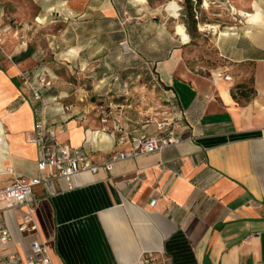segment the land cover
I'll return each mask as SVG.
<instances>
[{
    "label": "crops",
    "instance_id": "0c3cea01",
    "mask_svg": "<svg viewBox=\"0 0 264 264\" xmlns=\"http://www.w3.org/2000/svg\"><path fill=\"white\" fill-rule=\"evenodd\" d=\"M93 1L34 0L45 21L55 7L64 20L91 11L98 12L97 22L113 18ZM240 5L247 23L213 39L218 63L210 74L190 68L182 46L153 65L177 104L172 127L182 142L118 162L111 172L77 174L71 189L63 180L52 182L53 192L36 187L39 233L21 234L20 213H6L11 241L0 249V264H14V255L24 261L35 238L52 264H139L145 256L155 264H264V0ZM5 29L12 33L10 25ZM6 42L0 46V137L6 143L0 187L19 176H45L37 168L39 150L26 138L36 108L20 80L42 51L19 41L6 51ZM241 85L246 95L253 89L249 99L238 91ZM73 98L75 104L64 105L62 96H44L49 129L96 164L128 150L132 137L158 135L156 127L138 126L131 117L103 113L87 95ZM122 136L127 140L120 143Z\"/></svg>",
    "mask_w": 264,
    "mask_h": 264
},
{
    "label": "rangeland",
    "instance_id": "374dc122",
    "mask_svg": "<svg viewBox=\"0 0 264 264\" xmlns=\"http://www.w3.org/2000/svg\"><path fill=\"white\" fill-rule=\"evenodd\" d=\"M191 1L197 30L190 33L193 19L187 0H94V6L113 17L101 22L94 18L96 11L87 18L64 20L56 7L45 21V11L34 0H0L3 27L12 28L3 48L12 51L19 41L32 51H42L26 72L45 73L53 81V89L45 97L62 96L68 105L79 92L101 111H116L137 121L138 126L151 125L158 131L164 124L177 122L178 108L157 77L155 62L182 46L190 68L210 74L209 69L218 63L213 39L236 26L233 13L242 11L241 0ZM29 18L32 22H27ZM20 80L29 93L22 76Z\"/></svg>",
    "mask_w": 264,
    "mask_h": 264
},
{
    "label": "built area",
    "instance_id": "2783aa9c",
    "mask_svg": "<svg viewBox=\"0 0 264 264\" xmlns=\"http://www.w3.org/2000/svg\"><path fill=\"white\" fill-rule=\"evenodd\" d=\"M232 9L234 10V8ZM248 18L249 14L246 12L233 13V20L237 26L245 25ZM3 24L4 14L0 13V46L7 40ZM213 31L215 34L218 33L217 30ZM221 34L222 32H219V35ZM21 76L31 98L38 104L35 109L34 129L27 133L26 138L30 144L37 146L39 150L37 168L45 176L43 178L19 176L11 184L0 187V249L11 241V233L4 221V215L11 211L20 213L21 224L18 231L23 235L31 234L37 237L39 230L34 217L36 208L34 190L36 187L43 185L53 192L52 182L63 180L71 189L73 187L72 180L77 174H97L101 169L111 172L118 162L159 153L167 147L176 146L182 142V139L176 134L175 128L171 124H164L159 128L158 135L132 137L128 150L115 151L108 161L96 164L82 147H69L63 144L49 129L44 94L53 89V81L45 73L40 72L36 74L25 72ZM102 122L107 123L108 117H103ZM126 140L127 138L124 136L119 139L120 143ZM31 249V254L24 261H16L17 256L15 255L10 259L14 264H52L49 252L39 238L33 240ZM155 261L154 257L145 256L139 264H155Z\"/></svg>",
    "mask_w": 264,
    "mask_h": 264
},
{
    "label": "trees",
    "instance_id": "16d2710c",
    "mask_svg": "<svg viewBox=\"0 0 264 264\" xmlns=\"http://www.w3.org/2000/svg\"><path fill=\"white\" fill-rule=\"evenodd\" d=\"M142 1L145 2V0H142ZM187 8H188V10L190 11V17L193 19L192 29H189V32L191 33L192 30H193V31H196V30H197V21L194 19V17H195V15H194V9H195V6H194V3H193L191 0H187ZM165 13H166V15L168 16V13H167V12H165ZM178 36H180L181 39H183V34H180V35H178ZM188 65H189V64H188ZM189 67H190V66H189ZM237 89H238V91H240V94H241L245 99H249L250 96L254 94L253 89H251V90H250L251 93H250L249 95H246L245 92H244V91H245L244 89H246V86H244V85H241V86L237 87ZM233 94H234V92H233Z\"/></svg>",
    "mask_w": 264,
    "mask_h": 264
},
{
    "label": "bare ground",
    "instance_id": "6f19581e",
    "mask_svg": "<svg viewBox=\"0 0 264 264\" xmlns=\"http://www.w3.org/2000/svg\"><path fill=\"white\" fill-rule=\"evenodd\" d=\"M57 7H58L59 9H61V8H62V4H58ZM50 10H51V9H50ZM50 10H49V11H50ZM237 11H238V10H237ZM239 12H240V11H239ZM241 13H242V12H241ZM0 143H1V144H0V154H2V153H4V151H5V150H4V149H5L4 147L6 146V143H5L4 139L1 138V137H0Z\"/></svg>",
    "mask_w": 264,
    "mask_h": 264
}]
</instances>
